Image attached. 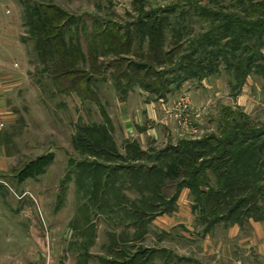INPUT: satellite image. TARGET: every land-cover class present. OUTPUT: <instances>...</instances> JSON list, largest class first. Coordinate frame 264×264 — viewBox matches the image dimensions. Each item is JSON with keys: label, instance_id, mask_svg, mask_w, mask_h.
Wrapping results in <instances>:
<instances>
[{"label": "rangeland", "instance_id": "rangeland-1", "mask_svg": "<svg viewBox=\"0 0 264 264\" xmlns=\"http://www.w3.org/2000/svg\"><path fill=\"white\" fill-rule=\"evenodd\" d=\"M0 2L18 13L8 36L0 34V84L9 85L1 99L10 115L0 120V264H264V219H243L237 228L215 224L206 231L187 186L174 197L164 183L151 188L128 178L131 168L141 166V175L163 169L184 149L198 150L200 144L191 143L207 137L252 131L264 141V0ZM36 9L52 19L50 28L59 26L64 52L74 58L70 73H55L38 51L31 16ZM54 9L63 18L55 19ZM216 14L261 32L243 31L235 49L236 42L215 29L221 23ZM154 21L162 26L158 47L174 64L161 65L168 70L166 87L153 91L125 78L116 82V66L131 75L136 64L145 67L140 75L155 80L161 69L146 65L150 39L146 34L136 39L140 23ZM209 32L222 59L231 54L239 59L227 65L220 56L211 73L172 81L170 70L190 53L191 40L199 42ZM126 34L133 38L129 53L112 54L106 36L115 35L122 44ZM54 48L60 51L55 61L69 65L58 38ZM237 62L248 66L243 79L231 68ZM68 81L75 85L62 87ZM88 131L99 146L105 133L125 160L82 148L78 138ZM135 155L138 161L132 160ZM86 165L105 167L95 169L103 185L117 178L101 191L83 172ZM95 194L102 203L95 202ZM155 196L174 201L164 211L156 199L152 219L145 225L133 221V213L147 216L142 206Z\"/></svg>", "mask_w": 264, "mask_h": 264}, {"label": "trees", "instance_id": "trees-1", "mask_svg": "<svg viewBox=\"0 0 264 264\" xmlns=\"http://www.w3.org/2000/svg\"><path fill=\"white\" fill-rule=\"evenodd\" d=\"M56 18H63V14L54 9ZM143 14V13H142ZM34 27L37 30L38 39V51L41 53L44 59L53 64L55 73L58 72L60 75L68 74L73 71L74 60L73 56L66 55L65 43L62 40L61 33H58L59 26L50 28L52 19L45 13H41L39 10H34L31 15ZM215 16L221 17V23L216 26L215 29L222 30L227 33L226 37L233 39L235 42L242 37V33L247 32L251 34H258L261 30H256V25L245 21H239L226 14H216ZM54 18V17H53ZM54 20V19H53ZM159 22V21H158ZM156 21L152 22L151 25L146 22L140 23L137 27L136 39L141 41L145 34L150 39L149 54L146 56V65L158 66L161 70L156 71L155 80L151 83L146 73L140 75L139 68L144 67L143 65L136 64L131 75L125 70L120 69L116 66V73L119 74L116 77V82L119 79L125 78L129 82H140L144 88L152 89L153 91L162 90L166 87L168 80H165L163 76L167 73V69L162 68L163 62L172 63V55H167L163 52L161 47L162 42V26ZM55 32L57 34H55ZM135 33V32H134ZM110 38L111 52L114 55H123L129 53L131 47L132 37L124 36L125 40L121 43V39H117V36H106ZM59 39L61 45L62 54L67 59H70L69 65L65 64L63 60L55 61L56 56L59 55L60 51L58 48H54V39ZM157 39V40H156ZM225 39V37H224ZM199 42L191 40L189 47L191 48L190 53L181 55L178 58V63L175 68L171 69L170 72L173 76L172 81H180L190 77H201L203 74L211 73L215 67L219 64V57L221 53L216 50L219 45L218 40L211 37V33H205L199 36ZM161 41V42H160ZM183 43L182 41H179ZM178 42V43H179ZM189 42V40H188ZM259 42V37H258ZM177 43V44H178ZM240 42H236L233 46L235 49L239 47ZM158 44L160 47H158ZM259 45V44H257ZM182 45L177 46L181 48ZM198 47V48H196ZM203 49V53L196 54L198 49ZM209 49L208 51L206 49ZM122 49V51L120 50ZM257 55V53H255ZM231 57L222 59L227 65L230 61L238 60L239 58L230 55ZM66 59V61H68ZM231 59V60H230ZM95 62V60H93ZM62 62V63H61ZM237 66L232 65V69L236 73L241 74V79L245 76L244 74L249 71L246 62H237ZM97 66H92L90 69L93 72L100 71ZM145 68V67H144ZM122 70V71H121ZM182 75V76H181ZM118 84V83H117ZM75 85L73 82H63L62 87H70ZM87 90V87H84ZM90 132H85L83 138H78V142L82 148L86 147L89 150L96 149L99 154L104 155H115L122 159L117 154L116 147L112 140L107 137L104 133L100 134L101 145H94L92 137L90 139ZM211 142L213 144H211ZM199 145L198 150L184 149L180 156L177 158H170L168 163L164 164L163 169H151L141 175V166L139 169L131 168V175L128 177L136 183H140L143 186L151 188L160 187L162 183L166 184V187L172 189L173 196L175 197L182 186H187L191 191V196L194 198V202L198 209L201 223L206 225V231L208 228L215 224H229L240 225L243 219H253L259 222L264 219V157L260 158L259 153L264 151V141H261L258 136L252 131H248L245 134L234 133L224 137H207L204 141L191 143ZM97 154V155H99ZM186 157L189 158L186 159ZM132 160L138 161V155H135ZM206 164H210V169L206 167ZM128 165V164H127ZM88 165L82 166L83 172L90 173L95 179L97 185L101 189H106L109 184H113L115 179L109 180V182L101 184V171L96 172V167L104 168L103 165H98L94 169L87 170ZM98 169V168H97ZM146 169V168H145ZM209 170L207 173L206 171ZM116 175V174H115ZM212 177L213 181L209 180ZM202 186L206 189L203 190ZM103 191V190H101ZM172 196V197H173ZM158 197V198H157ZM161 196H155L149 199L147 205L142 207L147 211V216L142 217L141 214H134L133 221L138 222L140 225H145L147 221L152 219V215L156 212V207L151 205L153 201L158 199L161 200ZM173 197V198H174ZM94 200L96 203L101 202V197H97L95 194ZM118 201L122 202V197L119 196ZM124 201V200H123ZM165 201V200H164ZM161 200V203L165 204L164 211H167V206L171 205L174 201L168 198L167 203ZM102 203V202H101ZM102 205V204H100ZM146 215V214H143ZM146 218V219H144Z\"/></svg>", "mask_w": 264, "mask_h": 264}, {"label": "crops", "instance_id": "crops-1", "mask_svg": "<svg viewBox=\"0 0 264 264\" xmlns=\"http://www.w3.org/2000/svg\"><path fill=\"white\" fill-rule=\"evenodd\" d=\"M17 3L20 4L19 1H17ZM11 8H17L16 2H14V4H11ZM5 4L0 2V34L2 33V31L4 32V34H7L12 28L9 26V23H13L15 21H17L18 18V13L17 10L14 9H10V11L5 9ZM10 13V14H9ZM4 28V30H3ZM9 34V33H8ZM7 34V36H8ZM4 86L6 88H4ZM9 86V85H8ZM8 86L6 84H0V120L3 117L9 118L10 115L6 113V110L3 108V102H2V96L5 95V90L8 88ZM255 223H259V222H255ZM240 227L239 225L235 224V225H231L230 228H237Z\"/></svg>", "mask_w": 264, "mask_h": 264}]
</instances>
